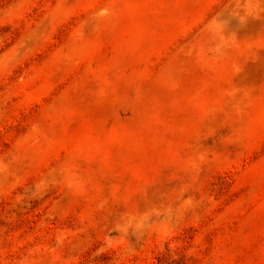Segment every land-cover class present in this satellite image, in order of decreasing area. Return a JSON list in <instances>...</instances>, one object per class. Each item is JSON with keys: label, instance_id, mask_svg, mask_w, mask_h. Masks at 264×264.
Returning a JSON list of instances; mask_svg holds the SVG:
<instances>
[{"label": "rangeland", "instance_id": "1", "mask_svg": "<svg viewBox=\"0 0 264 264\" xmlns=\"http://www.w3.org/2000/svg\"><path fill=\"white\" fill-rule=\"evenodd\" d=\"M0 264H264V0H0Z\"/></svg>", "mask_w": 264, "mask_h": 264}]
</instances>
